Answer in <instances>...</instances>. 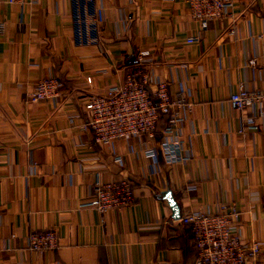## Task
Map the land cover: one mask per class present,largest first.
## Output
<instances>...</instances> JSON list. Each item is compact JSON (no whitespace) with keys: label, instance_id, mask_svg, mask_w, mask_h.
<instances>
[{"label":"crops","instance_id":"crops-1","mask_svg":"<svg viewBox=\"0 0 264 264\" xmlns=\"http://www.w3.org/2000/svg\"><path fill=\"white\" fill-rule=\"evenodd\" d=\"M0 20V264H64L67 244L91 243L97 264H193L188 226L157 197L166 187L179 216L234 203L241 236L261 248L249 264H264V117L246 129L247 110L227 101L239 85L263 88L264 0H232L204 35L184 0H24L20 9L0 0ZM131 50H147L148 71L191 102L180 129L185 161L151 163L140 136L99 146L79 128L82 104L134 66L125 62ZM45 76L58 79V95L21 101ZM95 174L128 180L133 203L89 207ZM37 228L53 229L57 247L29 250Z\"/></svg>","mask_w":264,"mask_h":264},{"label":"built area","instance_id":"built-area-1","mask_svg":"<svg viewBox=\"0 0 264 264\" xmlns=\"http://www.w3.org/2000/svg\"><path fill=\"white\" fill-rule=\"evenodd\" d=\"M173 1V0H166ZM21 8L24 0H6ZM188 15L197 22L198 31L204 35L208 22L229 8L232 0H184ZM101 18V9L97 10ZM123 12L119 19L124 21ZM4 27L0 20V32ZM263 33L258 37H262ZM198 36H189L185 42H196ZM147 50H138L135 63L121 82L111 84L89 97L82 104L83 117L79 128L88 130L92 141L108 145L114 139L131 136L142 137L141 154L151 163L157 158L165 164L185 161L187 138L181 134L184 112L191 107L187 95L180 88L171 96L166 81L148 71ZM255 64L254 58L248 59ZM88 79V78H86ZM59 81L54 76L37 79L27 93L19 95L23 102L36 103L58 95ZM227 101L234 110H247L243 123L246 129H255L254 119L264 117V85L260 91H249L239 85ZM162 125L156 130L157 121ZM157 131V132H156ZM112 161L119 162L120 155L113 154ZM150 163V164H151ZM133 203V193L128 180L101 181L95 174L91 196L87 205L97 211L119 209ZM241 211L230 201H220L214 213L192 209L178 217L186 224L194 247L193 264H249L260 253V244L254 238L241 236L238 218ZM27 248L46 251L56 248L58 237L50 228H37L27 234ZM64 264H97L95 244H67L64 247Z\"/></svg>","mask_w":264,"mask_h":264},{"label":"water","instance_id":"water-1","mask_svg":"<svg viewBox=\"0 0 264 264\" xmlns=\"http://www.w3.org/2000/svg\"><path fill=\"white\" fill-rule=\"evenodd\" d=\"M125 62L126 63L135 62V58H134L132 50L126 55ZM157 197L160 199H164L166 201L170 209V212H171L170 214L171 218L176 219L179 217V206L175 202L169 187H166L164 190L158 192Z\"/></svg>","mask_w":264,"mask_h":264},{"label":"trees","instance_id":"trees-1","mask_svg":"<svg viewBox=\"0 0 264 264\" xmlns=\"http://www.w3.org/2000/svg\"><path fill=\"white\" fill-rule=\"evenodd\" d=\"M193 258H194V254H193Z\"/></svg>","mask_w":264,"mask_h":264}]
</instances>
